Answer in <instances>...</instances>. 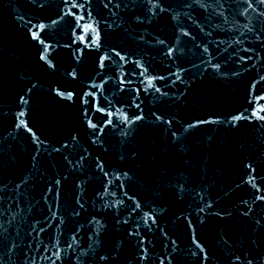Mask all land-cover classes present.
I'll return each instance as SVG.
<instances>
[{"label": "water", "instance_id": "95a60500", "mask_svg": "<svg viewBox=\"0 0 264 264\" xmlns=\"http://www.w3.org/2000/svg\"><path fill=\"white\" fill-rule=\"evenodd\" d=\"M0 264H264V0H0Z\"/></svg>", "mask_w": 264, "mask_h": 264}]
</instances>
